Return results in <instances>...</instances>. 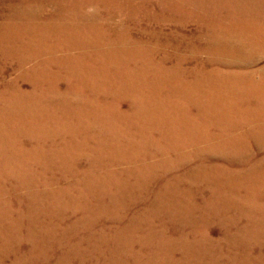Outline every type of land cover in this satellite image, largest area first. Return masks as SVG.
<instances>
[{"label": "rangeland", "instance_id": "rangeland-1", "mask_svg": "<svg viewBox=\"0 0 264 264\" xmlns=\"http://www.w3.org/2000/svg\"><path fill=\"white\" fill-rule=\"evenodd\" d=\"M0 264H264V0H0Z\"/></svg>", "mask_w": 264, "mask_h": 264}]
</instances>
